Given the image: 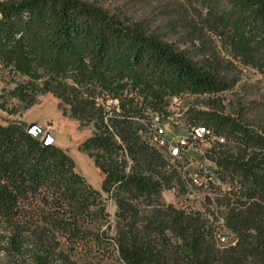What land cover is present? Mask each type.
Masks as SVG:
<instances>
[{"label": "trees", "instance_id": "16d2710c", "mask_svg": "<svg viewBox=\"0 0 264 264\" xmlns=\"http://www.w3.org/2000/svg\"><path fill=\"white\" fill-rule=\"evenodd\" d=\"M183 1L207 10L205 27L233 58L264 72V0ZM0 80L8 115L51 94L62 115L92 127L82 149L104 175L94 189L65 149L21 120L0 122V264H264V128L221 110L217 95L236 80L205 56L94 2L0 0ZM183 95L211 97L187 121L226 138L209 154L230 183L206 197L212 219L162 201L185 179L150 144L152 120Z\"/></svg>", "mask_w": 264, "mask_h": 264}, {"label": "rangeland", "instance_id": "374dc122", "mask_svg": "<svg viewBox=\"0 0 264 264\" xmlns=\"http://www.w3.org/2000/svg\"><path fill=\"white\" fill-rule=\"evenodd\" d=\"M97 3L111 12L123 11L135 21H142L153 33L160 35L167 41L174 42L181 48H188L194 52L197 59L205 58L213 62L220 72L236 83L231 90L217 95L216 103L220 104L225 114L239 117L242 122L256 129L264 128V72L245 66L233 58L224 47L221 38L205 27L206 9L190 6L183 0H86ZM4 84L0 80V91ZM212 98L208 95H183L177 100L172 99L169 109L187 120L189 109L208 110ZM111 103V102H110ZM109 103V104H110ZM108 104V105H109ZM114 104V103H113ZM21 120L26 125L37 122L43 129V136L48 133L54 138V144L65 149L75 160L77 171L96 190H102L103 173L82 149V144L92 135L93 128L83 126L79 121L62 115L58 108V100L51 94L41 96L39 102L21 116L8 115L0 110V122ZM163 125L171 129L168 122L162 120ZM264 134V129H263ZM201 148L209 150L212 144L204 141ZM188 154V153H187ZM193 161L189 163V170L194 171L201 163L207 167H214L215 163L209 157L190 152ZM170 160V159H169ZM168 168H177L176 162L170 160ZM229 182L217 180V186L222 191L227 189ZM103 203L109 213L110 222H116L117 206L111 196L102 192ZM162 201L166 205L186 211H198L212 219L216 211L214 204L209 203L206 194L201 189L193 192L188 187L176 185L164 190ZM222 219L216 222L222 227ZM233 236L229 235L230 240Z\"/></svg>", "mask_w": 264, "mask_h": 264}, {"label": "built area", "instance_id": "2783aa9c", "mask_svg": "<svg viewBox=\"0 0 264 264\" xmlns=\"http://www.w3.org/2000/svg\"><path fill=\"white\" fill-rule=\"evenodd\" d=\"M178 98L177 96L172 97L171 101ZM163 119L168 122L171 129L163 125ZM152 123V133L149 138L150 144L159 149L165 157L167 149L171 148L172 145H186L188 147L187 156L181 159L180 163H176L177 169L183 173L185 186L192 192L196 189H201L205 192L206 197H210L213 200L217 195L216 165L207 167L201 163L194 171H190L188 165L193 161V157L189 153L193 152L200 156H205L208 152L210 154L214 146L226 141L225 136L216 133L209 127L189 123L186 119L181 120L169 108L168 114L165 116L155 115ZM204 141L212 144V148L209 150L201 148V143ZM221 240H224V238H221Z\"/></svg>", "mask_w": 264, "mask_h": 264}, {"label": "bare ground", "instance_id": "6f19581e", "mask_svg": "<svg viewBox=\"0 0 264 264\" xmlns=\"http://www.w3.org/2000/svg\"><path fill=\"white\" fill-rule=\"evenodd\" d=\"M188 147L186 145H172L166 151V158L174 160L176 163H180L181 159L187 156Z\"/></svg>", "mask_w": 264, "mask_h": 264}, {"label": "water", "instance_id": "95a60500", "mask_svg": "<svg viewBox=\"0 0 264 264\" xmlns=\"http://www.w3.org/2000/svg\"><path fill=\"white\" fill-rule=\"evenodd\" d=\"M27 131L30 134L41 138L42 142L45 145H53L54 144V138L50 134L46 133L43 136V129L37 124V122H32V123L28 124Z\"/></svg>", "mask_w": 264, "mask_h": 264}]
</instances>
